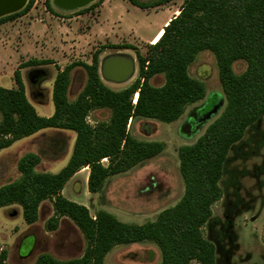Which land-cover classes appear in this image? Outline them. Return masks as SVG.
Returning a JSON list of instances; mask_svg holds the SVG:
<instances>
[{"label": "trees", "instance_id": "16d2710c", "mask_svg": "<svg viewBox=\"0 0 264 264\" xmlns=\"http://www.w3.org/2000/svg\"><path fill=\"white\" fill-rule=\"evenodd\" d=\"M129 1L145 10L173 0L151 5ZM33 2L28 0L21 11L0 18V25L24 15ZM46 4L52 11L50 0ZM202 51L215 56L226 104L193 144L178 149L184 193L176 205L160 212L154 221L137 225L120 222L104 210L91 216L88 208L63 197L67 182L83 168H89L88 192L96 194L109 177L162 153L163 143L137 140L129 133L128 122L140 117L171 124L182 117L188 105L202 101L205 85L188 73ZM99 54H93L90 64L73 63L56 75L52 87L54 112L50 117L37 115L28 102L20 68L14 73L16 89L0 87V150L42 130L75 134L70 159L56 174L36 173L34 168L40 160L35 154L21 159V179L0 187V209L17 204L25 223L32 225L40 204L52 200L49 230L54 231L59 220L67 218L87 242L78 259L57 261L42 254L34 264H104L105 256L116 246L144 242L157 246L160 264H216L215 247L204 238L202 230L212 217V206L222 198L219 182L231 147L264 117V0H183L178 15L163 28L159 41L148 46L145 56L137 54L138 78L122 91H113L101 81ZM237 61L246 64L239 75L233 70ZM45 63L30 61L20 67ZM78 66L86 72V83L76 101L69 103V73ZM158 75H163L164 83L154 87L150 81ZM95 110L110 111V119L90 126L86 117ZM103 160L107 166L102 165ZM6 258V252L0 251V264Z\"/></svg>", "mask_w": 264, "mask_h": 264}, {"label": "rangeland", "instance_id": "374dc122", "mask_svg": "<svg viewBox=\"0 0 264 264\" xmlns=\"http://www.w3.org/2000/svg\"><path fill=\"white\" fill-rule=\"evenodd\" d=\"M136 1L151 5L159 0ZM182 3L183 0H173L143 10L129 0H96L84 8L66 10L50 0V11L46 0H34L24 15L0 25V87L16 89L14 73L20 68L28 102L37 115L50 117L54 112L52 87L56 75L73 63L90 64L93 54L99 51L101 81L113 91H122L138 78L137 54L145 56L157 33L176 15ZM114 56L129 58L134 64L133 74L125 81L107 80L103 65ZM30 61L46 63L20 67ZM245 68L243 61L233 65L237 75ZM188 73L205 85L206 96L188 105L179 120L165 124L136 117L128 122V131L137 140L163 143L161 154L126 173L109 177L96 194L88 192L83 180L88 171L84 170L74 181L67 182L62 196L85 204L91 216L104 210L126 224L154 221L160 212L176 205L184 193L178 149L193 144L226 104L211 52L198 53ZM86 77L81 66L70 71L66 94L69 103L75 102L82 92ZM163 83V75L150 81L154 87ZM219 98L222 106L217 114L200 121L218 104ZM136 99L137 94L132 102ZM110 116L108 110H95L88 114L86 122L95 126L107 122ZM74 142L72 132L47 129L1 149L0 187L21 179L18 162L27 154L39 157L36 173H58L70 159ZM102 165L107 166V161L103 160ZM219 186L222 198L212 206V218L202 230L204 238L215 246L216 264H264V117L231 147ZM52 216V200L40 204L32 225L23 220L19 205L1 208L0 251L7 254L4 264H34L42 254L57 261L80 258L87 247L83 235L67 218L60 219L54 231L49 230ZM160 263L159 249L149 242L117 246L104 258V264Z\"/></svg>", "mask_w": 264, "mask_h": 264}, {"label": "water", "instance_id": "95a60500", "mask_svg": "<svg viewBox=\"0 0 264 264\" xmlns=\"http://www.w3.org/2000/svg\"><path fill=\"white\" fill-rule=\"evenodd\" d=\"M53 3L62 9L71 10L76 8H82L92 0H52ZM28 0H0V18L14 14L25 7ZM222 106V100L219 98L218 104L207 114L203 115L202 122L209 120L211 117L217 114ZM12 216L15 212L11 213Z\"/></svg>", "mask_w": 264, "mask_h": 264}, {"label": "bare ground", "instance_id": "6f19581e", "mask_svg": "<svg viewBox=\"0 0 264 264\" xmlns=\"http://www.w3.org/2000/svg\"><path fill=\"white\" fill-rule=\"evenodd\" d=\"M93 1H95V0H92L88 4H91ZM85 6H83L82 8H84ZM176 14H177V12H176ZM167 23H165V25H167ZM162 34H163V29H161L157 33V35L153 41V44H155L159 41ZM103 69H104V72L106 74V77L108 76L107 77L108 79L106 78L107 80L122 82V81H125L126 79H128L133 74L134 64L129 58L121 57V56H114V57H110L109 59H107L104 62Z\"/></svg>", "mask_w": 264, "mask_h": 264}, {"label": "crops", "instance_id": "0c3cea01", "mask_svg": "<svg viewBox=\"0 0 264 264\" xmlns=\"http://www.w3.org/2000/svg\"><path fill=\"white\" fill-rule=\"evenodd\" d=\"M178 13H179V11L177 12V14L176 15H178ZM175 15V16H176ZM171 20V19H170ZM169 22V21H168ZM166 26V25H165ZM258 122V121H257ZM134 169V168H133ZM84 170H87L88 171V173L87 174H84L83 175V180H84V183H86L87 184V180H88V175H89V168H83L82 170H80L78 173H76L68 182H71V181H74L79 175H80V173L82 172V171H84ZM132 170V169H131ZM130 171V170H129ZM128 172V171H127ZM126 173V172H125ZM112 177V176H111ZM107 181H105V183H106ZM63 192V191H62ZM79 204H81V205H83V206H85V204H83V203H79ZM86 207V206H85ZM212 218V217H211ZM210 218V219H211ZM209 222V221H208ZM207 222V223H208ZM206 223V224H207ZM143 224H145V223H143ZM137 225H142V224H137ZM210 242V241H209ZM214 245V244H213ZM126 246H129V245H126ZM117 247V246H116ZM215 247V246H214ZM215 253H216V251H215ZM215 258H216V255H215Z\"/></svg>", "mask_w": 264, "mask_h": 264}, {"label": "flooded vegetation", "instance_id": "af4514ba", "mask_svg": "<svg viewBox=\"0 0 264 264\" xmlns=\"http://www.w3.org/2000/svg\"><path fill=\"white\" fill-rule=\"evenodd\" d=\"M95 1H96V0H95ZM95 1H93V2H95ZM93 2H92V3H93ZM215 251H216V250H215Z\"/></svg>", "mask_w": 264, "mask_h": 264}, {"label": "built area", "instance_id": "2783aa9c", "mask_svg": "<svg viewBox=\"0 0 264 264\" xmlns=\"http://www.w3.org/2000/svg\"><path fill=\"white\" fill-rule=\"evenodd\" d=\"M134 103H135V101H134Z\"/></svg>", "mask_w": 264, "mask_h": 264}]
</instances>
